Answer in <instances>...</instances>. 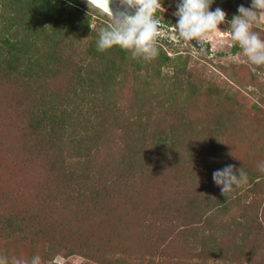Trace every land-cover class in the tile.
I'll return each mask as SVG.
<instances>
[{
  "label": "trees",
  "instance_id": "1",
  "mask_svg": "<svg viewBox=\"0 0 264 264\" xmlns=\"http://www.w3.org/2000/svg\"><path fill=\"white\" fill-rule=\"evenodd\" d=\"M177 2L164 0V8L169 3L176 6ZM240 5L251 7V0H215L212 10L222 8L227 13L226 19L230 20ZM92 13L81 0H0V75L23 79L26 85L36 77L41 86L46 83L55 86L52 81L62 74L73 79V86L61 93L64 98H56L54 96L58 93L50 92L53 99L50 102L41 99V107L30 117L33 131L38 135L42 133V148L59 146L60 149L56 140H66L68 136L77 140L80 138L78 134L84 136L86 133L90 137L84 149L89 157L95 156L96 151L106 144L112 148L122 147L121 163L131 167L132 176L142 178L154 173L152 191L157 188L160 191L154 195L156 203L153 208L138 212L140 216L132 220L137 225L140 222L145 234L142 240L144 249L158 251L163 243L173 239L174 231L190 227L193 232L201 233V238L205 234L209 238L205 244L210 249H207L205 264H221L225 247L217 249L220 244L218 230L212 225L209 227V222L214 216L222 218L227 215L232 193L226 197L221 188L214 193L202 187L198 178L193 179L195 189L183 185V182L189 172L191 177L196 174L198 169H192L197 168L196 161L203 154L200 148L208 147L218 160L217 170L234 165L238 174L243 167L248 174L244 184L254 192L260 184L259 174L254 172V160L248 157L258 144L253 139V128L264 122V115L253 116V112L246 111L238 94L218 85V80L212 81L205 76V66L193 62L191 53L172 50V54L171 48L164 46V41H159V55L152 61L133 59L130 52L118 46L98 51L99 30L112 22L98 16L95 18L97 23L93 24ZM159 15L165 19L163 11ZM44 21L54 24L48 34ZM221 26L227 28V24ZM42 31L47 36L38 44L35 37ZM71 46H79L80 50L71 53ZM234 47L233 51L239 49L238 44ZM202 54L205 55V50ZM220 68L228 73L227 65ZM127 84V93H122ZM95 141L93 148L90 143ZM236 141L241 149L230 147ZM258 147L259 150L264 148ZM70 150L67 155L53 153L52 169L56 163L61 169L67 168V160L75 163ZM162 156L164 164L156 165L155 158ZM135 163L137 166L133 167ZM60 175L67 181L76 180L69 191L82 190L78 175L66 170ZM157 183L158 187L155 186ZM198 186L202 189L198 190ZM116 190L110 197L121 199L124 194ZM42 192L48 197L53 196L51 190ZM236 196L235 201H242L243 195L240 197L236 193ZM18 197L7 190L0 192V205L4 209L14 206V203L10 205L11 200ZM71 201L76 225L73 220L57 223L49 219L39 225L36 218L24 215L14 219L8 212L0 211V255L7 256L11 262L15 253L22 254L19 246L23 245L30 250L26 257L32 259L39 255L41 264H59L56 262L58 256L73 254L83 256L84 264H130L127 260L125 262L124 255L119 256L126 252L121 248L130 244L113 233L115 228L110 223H105L104 229L87 223L92 220L89 219L90 205L78 197ZM240 204L231 208H247L244 202ZM110 213V217H116ZM135 232L129 231L132 236ZM93 235L98 237L93 238ZM248 237L245 232L243 242ZM263 238H249L247 244L256 245L258 239L263 241ZM214 256L218 257L209 259ZM143 263L151 264L152 259Z\"/></svg>",
  "mask_w": 264,
  "mask_h": 264
},
{
  "label": "rangeland",
  "instance_id": "2",
  "mask_svg": "<svg viewBox=\"0 0 264 264\" xmlns=\"http://www.w3.org/2000/svg\"><path fill=\"white\" fill-rule=\"evenodd\" d=\"M82 2L89 7L87 2ZM80 8H83V6ZM90 10L95 13H92L93 24L97 23L98 19L95 18H98V16L104 17L110 23L115 22L114 17L104 15L97 8H90ZM175 11L176 6L172 3L165 7L164 20L166 23L177 21V17L174 15ZM43 25L47 29L46 34L50 33L54 26L53 23L49 24L45 21ZM220 28L221 30L211 34L204 44L188 43L179 39L160 41H164L163 44L166 48H171L170 53L172 54L174 53L172 50L191 53L193 62L201 67L205 66L207 70L205 76L208 75L212 81L218 80V85L237 93L244 109L253 112V116H259V114L263 116L264 66L253 71L241 50H232L236 48L234 46L237 43L230 40L229 33L224 31L226 28L221 25ZM21 31L23 32V30ZM253 31L263 38L264 21H261L257 26H253ZM46 34L42 31L36 35V42L38 44L44 42ZM78 50H80L79 46H71V53ZM203 50H205V55L202 54ZM185 57H188V55H185ZM222 65L228 66V73L220 68ZM169 72L173 73V70ZM65 75L67 74L56 76L55 80L52 81L56 87L51 83L41 86L37 84L36 77L26 85L23 84V79H9L0 75V192L3 193L7 190L12 196L17 194L20 197L12 198L10 205L15 204L14 206L11 205L12 207L8 206L4 209L0 205V211L4 214L8 212L14 219L24 215L30 219L36 218L39 225L45 223L47 219L57 223L73 220L76 225L77 218L73 214L74 206L71 200L78 197L83 203L90 205L89 219L92 220L87 223H92L93 226L101 227V229H104L105 223H110L112 228H115L113 233L119 235L127 244H130L127 246L125 244L123 248L120 247L122 251H126L119 255H124L125 262L139 264L152 259L151 264H205V255L207 249H209L208 245L205 244L209 238H206V234L201 238V233L193 232L194 230H191L190 227L189 229L184 228L180 231H174L172 233L173 239H170V242L166 241V244L163 243L158 251L144 249L142 240L145 234L142 232L140 222L137 225V222H132V220L140 216L138 212L144 213L148 210L147 207L153 208L156 203L154 195L159 194L160 191L158 188L152 191L151 179L154 173L150 172L151 174L143 175L142 178L132 176L131 167L128 164L121 163L124 154L122 147L114 146L112 148L106 144L96 151L95 156L89 157L84 149L89 143L90 137L86 133L84 136L78 134L80 138H77V140L73 136H68L66 140H56V144L60 145L63 150L58 149L59 146L42 148V133L38 135L33 131L30 117H32V113L41 107V99L48 102L53 99L50 92H57L58 94L54 96L56 98H64L61 93L68 86H73L72 83L74 82L73 79L67 78ZM119 77L120 79L123 78V76ZM119 77H117L118 81ZM128 87L129 84L122 88V93L124 91L127 93ZM255 104L256 106H254ZM254 119L257 120V118ZM253 129H255L253 139L258 144L254 149L252 148L253 150L248 158L254 160L252 164L254 167L256 166L254 172L259 174V187L256 186L253 192L250 191L249 185L246 186L243 183L232 192V197L229 198L230 207L227 208V215L222 218L214 216L209 222V227L212 225L214 229L218 230L217 241L220 244L217 249L225 247V258L221 260V264H264V238L263 241L258 239L256 245L247 244L249 238L264 237V224L260 226L258 219L259 215L264 213V172L258 169V164L264 162V148L259 150L258 147L259 145L264 147L261 144L264 143V122ZM230 135L232 136V134ZM239 141L230 144V147L241 149L238 145ZM95 144L96 141L94 144L91 142L90 146L92 145L94 148ZM70 149H72L75 163H69L67 160L65 163L67 168L61 169V166L56 163L54 169H52L53 153L56 156L61 152L67 155L71 151ZM94 152L92 150V153ZM200 152H203V154L201 153L199 161H196L197 168L192 169H198L196 174L191 177L189 175L191 172H189L183 185H190V189H195L192 186L193 179L198 178L202 187L209 188L215 193L220 188L213 181V172L217 170L215 167L218 160L213 152H209L208 147L200 148ZM162 159L163 156L155 158V162L158 163L156 165H163L165 161H162ZM135 166H137V163L133 167ZM64 170L73 172L80 177L82 190L78 192L69 191L76 180L67 181L62 178L60 172ZM155 186L158 187V183ZM202 187L198 186L197 189H202ZM46 189L52 191V197H48L47 194L42 192ZM114 190L124 194L121 195V199L110 197ZM236 193L240 197L243 195L242 201H235ZM125 197L128 199H125ZM242 202L247 208L244 206H242L243 209L239 206L231 208ZM109 208L113 211H109ZM109 213L116 217H110ZM119 215L121 218H118ZM120 226H123V228H120ZM135 230L136 232L132 236L129 231L133 232ZM245 232H248L249 237L248 240L243 242ZM222 234L224 236L221 238ZM198 235L200 237L196 238ZM92 237L97 238L98 236L93 235ZM19 248L23 251L22 254L17 255L15 253L12 258H22L27 264H30L31 258L26 257L30 253L29 248L23 245H20ZM211 251L213 252V250ZM211 251H209V255ZM217 257L214 256L209 259L214 260ZM56 262L59 264H84L86 260L80 254H73L70 257L58 256Z\"/></svg>",
  "mask_w": 264,
  "mask_h": 264
},
{
  "label": "clouds",
  "instance_id": "3",
  "mask_svg": "<svg viewBox=\"0 0 264 264\" xmlns=\"http://www.w3.org/2000/svg\"><path fill=\"white\" fill-rule=\"evenodd\" d=\"M71 2V0H69ZM89 8H97L108 17H115V22L99 30L96 42L98 51L113 47L130 52L133 59L152 61L159 55V41L179 39L184 42L204 44L211 34L221 30L220 25L227 24L226 32L230 40L238 44L253 71L264 66V38L253 31V26L264 21V0H251V7L240 5L237 14L227 20V13L220 7L212 10L215 0H178L174 15L175 23H166L159 15L165 12L164 0H120V4L134 9L129 14L115 16L110 0H86ZM264 172V162L258 164ZM248 174L243 167L237 171L234 165H226L213 172L214 183L221 188L226 197L236 188L246 183ZM264 224V213L258 217ZM0 264H27L22 258L0 255ZM30 264H41V257L34 255Z\"/></svg>",
  "mask_w": 264,
  "mask_h": 264
},
{
  "label": "water",
  "instance_id": "4",
  "mask_svg": "<svg viewBox=\"0 0 264 264\" xmlns=\"http://www.w3.org/2000/svg\"><path fill=\"white\" fill-rule=\"evenodd\" d=\"M82 1L86 2V0H82ZM110 7H111L115 16H120L125 12H128L129 14L134 12V9L130 10V9L126 8L125 6H122L120 4V0H110Z\"/></svg>",
  "mask_w": 264,
  "mask_h": 264
}]
</instances>
